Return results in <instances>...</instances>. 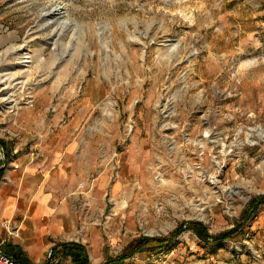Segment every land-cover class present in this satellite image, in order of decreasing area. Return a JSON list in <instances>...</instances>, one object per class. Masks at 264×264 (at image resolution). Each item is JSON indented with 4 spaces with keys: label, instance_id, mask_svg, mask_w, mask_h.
Returning <instances> with one entry per match:
<instances>
[{
    "label": "rangeland",
    "instance_id": "374dc122",
    "mask_svg": "<svg viewBox=\"0 0 264 264\" xmlns=\"http://www.w3.org/2000/svg\"><path fill=\"white\" fill-rule=\"evenodd\" d=\"M20 1L0 0V170L64 162L97 264L182 221L244 222L264 194V0ZM201 234L121 264H264V203Z\"/></svg>",
    "mask_w": 264,
    "mask_h": 264
},
{
    "label": "crops",
    "instance_id": "0c3cea01",
    "mask_svg": "<svg viewBox=\"0 0 264 264\" xmlns=\"http://www.w3.org/2000/svg\"><path fill=\"white\" fill-rule=\"evenodd\" d=\"M1 152L5 157L6 151L2 147ZM53 157V161L60 160L59 153ZM3 160L5 167L0 170V234L8 236L7 242L12 241L6 244L13 246L11 250L22 264H57L55 256L62 257V264H73L71 256L67 255L69 246L55 245L80 242L86 246L84 230L78 232L83 221L77 209V177L67 174L64 162L50 167L49 157L45 161L37 160L31 152L7 155ZM104 179L99 176L96 185L100 186ZM91 185L93 189L94 185ZM5 222L17 227V232L10 233ZM90 240L91 243L95 241L93 236ZM49 250H53L50 260L47 259ZM88 254L89 263L97 264V255Z\"/></svg>",
    "mask_w": 264,
    "mask_h": 264
},
{
    "label": "trees",
    "instance_id": "16d2710c",
    "mask_svg": "<svg viewBox=\"0 0 264 264\" xmlns=\"http://www.w3.org/2000/svg\"><path fill=\"white\" fill-rule=\"evenodd\" d=\"M0 145L3 147V143L1 140H0ZM263 203H264V194L259 196L254 202V204L245 212L244 214L245 216L243 220L244 222L224 230L219 235L216 236L210 235L201 222L193 221V220L182 221L169 232L168 236L139 235L137 237L132 238L125 245L121 253L115 256L107 257L100 264H121L126 258L132 256L133 254L137 253L140 250H148L151 251L152 253L158 254L164 251L168 247L169 243L172 240H174L175 237L178 236L185 228L191 227L193 225H198L200 227V230L202 232L201 238L206 245H210L220 240L230 239L238 231V229H241L243 223H246V221L254 214L256 208ZM56 246H62V247L69 246L67 248V255L71 256L73 264H89V254L84 244L80 242L77 243L59 242L55 245V247ZM12 248L13 246L9 244H5V247L2 248V250L5 254L15 258L18 262L22 263L19 260L18 255L12 252L11 250Z\"/></svg>",
    "mask_w": 264,
    "mask_h": 264
},
{
    "label": "built area",
    "instance_id": "2783aa9c",
    "mask_svg": "<svg viewBox=\"0 0 264 264\" xmlns=\"http://www.w3.org/2000/svg\"><path fill=\"white\" fill-rule=\"evenodd\" d=\"M6 225L8 226V229L10 230V233H16L17 232V227H13L11 223L5 222ZM52 250L48 251L47 254V259L50 260L52 258ZM62 257L61 256H55V262L57 264H62ZM0 264H22L18 262L15 258L5 254L2 250L1 243H0Z\"/></svg>",
    "mask_w": 264,
    "mask_h": 264
},
{
    "label": "bare ground",
    "instance_id": "6f19581e",
    "mask_svg": "<svg viewBox=\"0 0 264 264\" xmlns=\"http://www.w3.org/2000/svg\"><path fill=\"white\" fill-rule=\"evenodd\" d=\"M28 0H21L20 1V3H25V2H27ZM64 9L67 11V12H69L70 10H69V8L66 6V5H64V6H56L55 8H54V10H51V11H48V14H51V15H58V14H61V13H63L64 12ZM45 14H47V13H44L43 15H45ZM57 22V19H56V21H54V22H52V23H50V24H48L47 26L48 27H53L54 25H55V23ZM90 28V27H89ZM59 33V29H57L56 30V35ZM2 70V69H1ZM1 70H0V72H1ZM0 75H1V77H2V83L5 85V84H7V79L6 78H3V77H5L6 75H7V73H3V72H1L0 73ZM4 87V86H3ZM5 88V87H4ZM229 192V191H228ZM212 193V192H211ZM230 193V192H229ZM232 193V192H231ZM212 195V194H211ZM197 206V205H196ZM196 206H194V207H196ZM199 206V205H198Z\"/></svg>",
    "mask_w": 264,
    "mask_h": 264
},
{
    "label": "snow or ice",
    "instance_id": "6c2138e0",
    "mask_svg": "<svg viewBox=\"0 0 264 264\" xmlns=\"http://www.w3.org/2000/svg\"><path fill=\"white\" fill-rule=\"evenodd\" d=\"M204 135H205V136H207V135H208V133H207V132H205V133H204Z\"/></svg>",
    "mask_w": 264,
    "mask_h": 264
},
{
    "label": "water",
    "instance_id": "95a60500",
    "mask_svg": "<svg viewBox=\"0 0 264 264\" xmlns=\"http://www.w3.org/2000/svg\"><path fill=\"white\" fill-rule=\"evenodd\" d=\"M90 264V263H89Z\"/></svg>",
    "mask_w": 264,
    "mask_h": 264
}]
</instances>
